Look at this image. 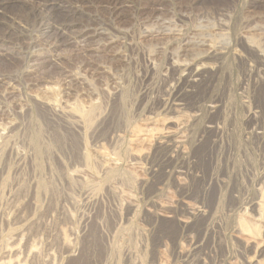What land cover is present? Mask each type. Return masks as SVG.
<instances>
[{
    "label": "rangeland",
    "instance_id": "1",
    "mask_svg": "<svg viewBox=\"0 0 264 264\" xmlns=\"http://www.w3.org/2000/svg\"><path fill=\"white\" fill-rule=\"evenodd\" d=\"M9 1L0 264H245L240 222L263 252L246 256L264 264V219L251 206L264 200V144L251 124L264 103V0ZM173 62L219 69L187 83ZM171 93L182 114L165 111ZM176 118L185 154L164 143ZM207 123L220 132L203 134ZM168 161L180 179H152L149 168ZM181 202L208 214L185 226L157 215Z\"/></svg>",
    "mask_w": 264,
    "mask_h": 264
},
{
    "label": "bare ground",
    "instance_id": "2",
    "mask_svg": "<svg viewBox=\"0 0 264 264\" xmlns=\"http://www.w3.org/2000/svg\"><path fill=\"white\" fill-rule=\"evenodd\" d=\"M14 1V0H13ZM55 1V0H54ZM11 3V1L9 0H0V15L3 16V17H6V14L8 12V7H9V4ZM49 3L50 5H53V8L55 9V5L53 4V2H51V0H46V2L44 3V6H46V4ZM48 4V5H49ZM41 7V6H40ZM39 7V8H40ZM58 7V6H57ZM38 8V7H37ZM39 11V10H38ZM27 16V15H26ZM6 18H0V21H3L5 20ZM188 43V42H187ZM203 44V43H202ZM209 59L211 60H215V61H218L219 58H218V53L216 52H209V55H208ZM258 60V62L260 63L259 64V71H260V82L261 83H264V56L263 55H258V57L256 58ZM174 63V62H173ZM176 63V62H175ZM174 63V64H175ZM177 66H179V68L182 70L181 73V77L184 78V80H186L185 82L187 83H195L196 81L198 80H193L194 78H204L205 79V74L206 76L209 75V78L207 77V80L209 79L210 81V77L217 74L218 73V69L219 67L216 66V67H201V69H198L197 71H193L192 70V67H191V64H178L176 63ZM204 65V64H203ZM202 65V66H203ZM175 66V65H174ZM178 68V69H179ZM204 70V71H203ZM253 72V71H252ZM180 74V73H179ZM180 78V80L182 79ZM168 80V79H167ZM172 80V79H171ZM184 82V83H185ZM258 84V83H257ZM172 86V84H171ZM181 90V89H180ZM175 91V90H174ZM165 92V91H164ZM177 92V91H176ZM188 92V91H187ZM180 93V92H179ZM178 93V94H179ZM255 92H253V95H254ZM178 94H175L173 95L172 93L170 94V97H172V101H167L165 106V111H167L168 113L170 114H180L182 111H184L185 109V104H179V103H176V97L178 96ZM168 96V95H167ZM178 98V97H177ZM207 109L209 111H217L220 109V103H211L207 106ZM166 112V113H167ZM182 114V113H181ZM184 114V113H183ZM186 115V113H185ZM189 114H187L186 116H188ZM180 116V115H178ZM199 115H192L187 118L188 121L186 122H189L190 120H196V118H198ZM175 117V116H174ZM184 118V117H183ZM171 119V118H170ZM180 119V118H179ZM178 118H176L174 121V123L176 124L177 128L178 127H181L182 125H185V123L181 120H179ZM251 124H252V129H253V134L254 136L262 143L264 144V103L262 105H258L257 106V112L254 113L252 119H251ZM166 123V122H165ZM188 124V123H187ZM165 125V124H164ZM175 126V125H174ZM186 127V126H185ZM176 128V129H177ZM175 129V130H176ZM166 130V129H165ZM204 132L203 134H207L211 131H215L216 134H218V132H220V128L217 127L215 124H212V123H207L205 125V128H203ZM153 131V130H152ZM151 131V133H152ZM145 132V133H143ZM139 131L137 133L138 136H147L148 133H150V130H145V131ZM222 132V131H221ZM202 134V135H203ZM145 138V137H144ZM203 138V137H202ZM207 138V137H206ZM140 139V138H139ZM164 139L166 141H164L165 144H167L168 146H170L171 148L174 149V151H176L177 153H182V154H185L186 152L184 151H181L182 149V145H184L186 143V139L187 137L182 133V129L181 128H178L176 130V132H171L170 130L168 132L165 133V137ZM142 140V139H141ZM143 142L145 141V139L142 140ZM140 141V142H142ZM202 141V140H201ZM200 141V142H201ZM206 141V140H205ZM199 142V141H198ZM199 142V143H200ZM203 144V143H202ZM189 153H193L194 150H191L193 148H190L189 147ZM193 156V155H192ZM195 157V155H194ZM186 158V157H185ZM188 160V159H187ZM173 163V162H172ZM171 162H162L160 163L159 165H152L150 168H149V175L150 177H152V179H157L158 178V174H162V179L165 180L167 178H174V179H177V181L180 179V176L183 174L181 171H179L178 169H175V167L173 168V166L175 165H171L172 164ZM204 177V176H203ZM182 179V177H181ZM170 180V179H169ZM188 180V179H187ZM167 181V180H166ZM211 181V180H210ZM180 182V181H179ZM221 182L219 181H216V184L218 186L221 185L220 184ZM208 185V184H207ZM209 186V185H208ZM228 187V186H227ZM230 188V187H229ZM228 189V188H226ZM230 190V195L231 194H234L235 193V190L234 188H231V189H228ZM255 191L258 192V194H264V187L262 184H259L257 185V187L255 188ZM254 191V192H255ZM130 195V194H129ZM256 195V194H255ZM126 196V195H125ZM264 196V195H263ZM132 197V196H131ZM131 197H127V201L128 203H131L132 202V198ZM256 198V197H255ZM260 198V197H259ZM258 198V199H259ZM261 199V198H260ZM255 201V200H254ZM251 204L252 206V209L253 211H255L256 215H257V218L258 219H264V200H260V201H255ZM160 204V203H159ZM249 204V205H250ZM182 207L181 209L178 211L177 210H174L172 212H166L165 211V208L163 205H159V214L157 213L158 216H162V217H165L164 215L165 214H169L170 216H167V217H170V218H173V219H178L179 222L181 223L182 226H185L187 225L192 216H202V217H206L207 214H208V211L207 210H201V209H197V208H191L189 207L185 202H181L180 204ZM154 206V204H153ZM157 206V204H156ZM152 207V206H151ZM155 207V206H154ZM248 209V207H246ZM175 209V208H174ZM249 210V209H248ZM247 211V210H246ZM245 211V213H246ZM236 230V234L238 236H243V237H247L248 240L245 244V246L242 248L243 249V255H244V261H245V264H259L258 262L256 263H251L252 260L246 256L247 254L251 253L252 251H255V256H261L262 255V251L260 250L259 246L255 247L253 246V244H256L254 242V237L250 235L249 231L247 230L246 226L244 224H242L241 222L238 223V225L236 226L235 228ZM177 241V240H176ZM178 243V241H177ZM176 242H174V253L177 254H181V252L183 251V246L181 247H177L175 245H177ZM69 244V243H68ZM257 245V244H256ZM185 253V251H184ZM162 256V255H161ZM172 256V255H171ZM181 256V255H180ZM167 260V259H166ZM169 261V259H168ZM135 264V263H134ZM157 264H166V261L163 259V258H160L158 263ZM191 264V263H190Z\"/></svg>",
    "mask_w": 264,
    "mask_h": 264
}]
</instances>
